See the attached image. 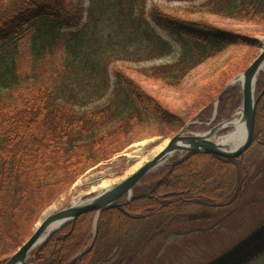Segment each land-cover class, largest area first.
Returning a JSON list of instances; mask_svg holds the SVG:
<instances>
[{"label":"trees","instance_id":"trees-1","mask_svg":"<svg viewBox=\"0 0 264 264\" xmlns=\"http://www.w3.org/2000/svg\"><path fill=\"white\" fill-rule=\"evenodd\" d=\"M85 2L0 0V264L32 234L43 209L98 163L145 135L172 136L189 121L210 120L214 112L215 120L230 118L241 103V87L228 83L259 48L257 31L243 27L264 28V0H205L167 8L132 0L135 28L151 20L174 35L180 52L169 63L136 68L115 64L117 56L107 60L112 64L107 68V63L87 64L77 50ZM59 43L65 50L60 57L53 51ZM25 46L27 57L20 51ZM237 47L243 48L240 55L195 85L183 107L170 106L133 78L138 74L181 90L199 63ZM86 66L89 76L100 71L113 78L101 99L87 106L81 85H74L84 74L70 72ZM255 83L258 95L264 89V68ZM256 104L253 140L241 155L186 153L145 175L131 199L102 211L95 226V212L87 211L59 228L30 251L28 262L122 264L147 218L217 211L236 203L250 175L248 156L264 152V92ZM93 239L91 248L75 257ZM218 264H264V223Z\"/></svg>","mask_w":264,"mask_h":264},{"label":"rangeland","instance_id":"rangeland-1","mask_svg":"<svg viewBox=\"0 0 264 264\" xmlns=\"http://www.w3.org/2000/svg\"><path fill=\"white\" fill-rule=\"evenodd\" d=\"M203 1L205 0H147L145 4L146 7H149L151 4L157 3L167 8L191 3L198 4ZM131 3L132 0H86L84 7H86L85 15L87 13V16L84 17L82 27L76 29L78 30L76 33H78L79 41L77 50H79L80 57L88 61L87 64L93 62L97 64L96 66H100L107 63V60L119 56L117 58L120 59L115 64L123 62L136 68L169 63L177 57L180 46L173 34L165 32L149 19L147 25L142 22L139 27L135 28L136 21H133V17L136 15L132 10ZM136 14H138L137 11ZM243 29L257 31L254 37L259 41V53L260 48L264 45V28L243 27ZM161 41H165L169 49L168 46L164 47ZM159 44L161 49H151V46ZM63 49L62 43L56 45L53 50L55 56H64L65 50ZM20 51L24 52L27 57L26 46ZM241 51H243L242 47L228 48L214 58L199 63L186 75L181 90L147 80L138 74H134L133 78L147 92L161 98L170 106L183 107L188 99V92L196 87L195 85L202 79L212 76V73L229 59L238 57ZM110 66H112L111 63L107 68ZM88 69L90 66H86L83 70H77L74 67L70 71L71 73L84 74L77 77L74 85H81L83 100H87L86 106L100 100L99 97L105 93V89L112 86L113 81L111 76L104 72L99 73L98 70L89 76ZM240 73L232 78L235 80V84L240 85L238 82ZM239 111L240 106L234 110L231 117H240ZM227 119L221 117L212 122L207 120L197 124V127L191 131L202 133ZM228 129L224 131L223 128H220L215 136H224L234 128L231 126ZM170 136L145 135L110 159L98 163L97 167L81 175L69 186V189L48 204L37 222L69 205L73 197L79 194H82L84 199L98 194L101 191H91V185H96L94 180L99 177V174H107L109 178L122 176L133 162L129 158V154L137 149H142L141 152L146 154L153 146ZM185 154V151L176 152L167 162L156 166L149 173L158 171L162 166L182 158ZM248 157L250 164L247 171L249 170L250 175L236 203L227 208L217 209V211L205 209L189 215L185 214V216L170 217L160 214L147 218L140 224L142 232L138 240L139 245H137L138 243L133 244V249L131 248L130 253L124 257L122 264H218L229 253H234L244 243L250 241L264 223V152L255 151ZM125 199L126 197L123 198V200ZM143 234L148 235L143 239ZM115 248L119 251L118 247ZM29 257L30 253L27 256V261Z\"/></svg>","mask_w":264,"mask_h":264},{"label":"water","instance_id":"water-1","mask_svg":"<svg viewBox=\"0 0 264 264\" xmlns=\"http://www.w3.org/2000/svg\"><path fill=\"white\" fill-rule=\"evenodd\" d=\"M264 66V45L259 50L258 55L251 61L245 70H243L238 77H241V110L240 117L244 120L246 134L243 141L234 148H228L223 143H217L213 141L211 137L214 132H217L220 128L230 127V123L224 125V123L231 121V119L224 122H220L213 126L211 129L203 132L204 134L194 133L187 131L185 133L186 124L176 134L167 138L168 142L161 149L152 156L148 157L142 163L137 166L130 174L124 178L119 179L112 183L108 188L98 194L85 199L80 204L67 205L43 219H40L32 230V234L8 257V259L2 264H30L27 262V256L36 246L42 245L48 237L62 228L64 225L72 221L80 214L87 211L95 212L94 225L96 219L107 208L117 205L118 200L126 196L127 200L132 197L133 188L139 183V181L147 175L151 170L158 166L171 151L180 150L187 153L192 152H205L214 153L225 157H238L241 155L251 144L254 135L255 127V113L258 100L264 89L256 95V80L257 75ZM235 80H231L228 84L234 83ZM224 146V147H223ZM91 244L82 252L75 255L79 256L82 253L88 251Z\"/></svg>","mask_w":264,"mask_h":264},{"label":"bare ground","instance_id":"bare-ground-1","mask_svg":"<svg viewBox=\"0 0 264 264\" xmlns=\"http://www.w3.org/2000/svg\"><path fill=\"white\" fill-rule=\"evenodd\" d=\"M260 68H264V66H260ZM238 82H241V77H238ZM229 123L234 128L231 132H229L228 134H224V136L222 135L220 137H216L215 135L217 132H214V134L209 138H211L213 141L217 143H223L227 145L228 148H234L235 146L239 145L245 137L246 134L245 125H244L245 123L241 117H234L231 119V121L224 123V125H227ZM199 134H204V133L202 132ZM167 142H168L167 139H163L158 144L153 146L152 149L146 154L141 152L142 149L140 150L137 149L133 151L131 154H129V158L133 162H131L132 164L128 166V169L125 171V173H123L122 176L118 178H109L107 174H101V175L99 174V177L94 180L95 182L94 184L96 185H91V191H103L105 188H108L115 181L124 178L126 175L130 174V172H132L137 166H139L142 163V161L152 156L156 152L161 151V149L165 146ZM179 151L180 150L171 151L162 161L159 162L158 166L167 162V160H169L176 152ZM82 196H83L82 194H79L73 197L69 205L82 203L85 200L84 197Z\"/></svg>","mask_w":264,"mask_h":264}]
</instances>
